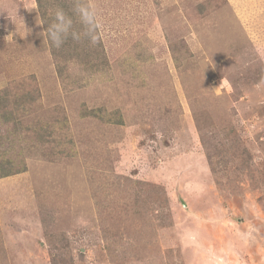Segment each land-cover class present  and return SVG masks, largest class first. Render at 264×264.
Here are the masks:
<instances>
[{
    "label": "rangeland",
    "instance_id": "rangeland-1",
    "mask_svg": "<svg viewBox=\"0 0 264 264\" xmlns=\"http://www.w3.org/2000/svg\"><path fill=\"white\" fill-rule=\"evenodd\" d=\"M85 3L101 64L59 75L35 0H0V151L26 165L0 177V264H264V0ZM37 121L62 153L28 148Z\"/></svg>",
    "mask_w": 264,
    "mask_h": 264
},
{
    "label": "trees",
    "instance_id": "trees-1",
    "mask_svg": "<svg viewBox=\"0 0 264 264\" xmlns=\"http://www.w3.org/2000/svg\"><path fill=\"white\" fill-rule=\"evenodd\" d=\"M35 3L44 33H46L47 25L52 21L51 13L58 7L62 8L69 16L72 17L73 31H83V26L79 23L78 18L72 11L73 0H35ZM46 41L59 75L62 73L65 65H68L71 60H79L81 64L89 68H94L95 66L101 64V56L99 55L98 49H96L95 46L92 45L87 39L76 41L73 40L71 36H69V38L66 39L63 45L59 48L53 47L47 40V37ZM32 92L36 94L34 89ZM24 96H26L28 100H31V98H28L26 94H24ZM19 102L20 104H18V101L16 102V106L18 108L21 107L24 102L26 103L25 100ZM88 113L89 115L99 118L105 123H121V119L117 110L112 111L111 113H108V111H103V114L100 116H97L96 110H90ZM18 115L20 114L17 112V116H14V112L8 109L6 99L0 101V147L3 149L8 145L9 142L19 140L17 138V134L21 127V119ZM28 129L31 130L32 136L35 137L33 143L28 146L29 149H50L52 153H62V148H59L62 140L55 138L54 131L51 130L49 124L37 121L36 124L28 127ZM6 154L7 157L4 158ZM15 158L18 160L17 163L14 161ZM25 170V161L20 154H15L13 157H11L10 154L6 153L5 150L4 152L0 151V177H8L19 174L25 172Z\"/></svg>",
    "mask_w": 264,
    "mask_h": 264
},
{
    "label": "clouds",
    "instance_id": "clouds-1",
    "mask_svg": "<svg viewBox=\"0 0 264 264\" xmlns=\"http://www.w3.org/2000/svg\"><path fill=\"white\" fill-rule=\"evenodd\" d=\"M26 8L31 11L37 9V6L33 4ZM72 11L83 26V31H73L72 17L58 7L51 13L52 21L46 29L45 35L49 43L59 48L69 36L76 41L87 39L92 45L98 43L101 21L96 8L91 3H85L84 0H73Z\"/></svg>",
    "mask_w": 264,
    "mask_h": 264
}]
</instances>
